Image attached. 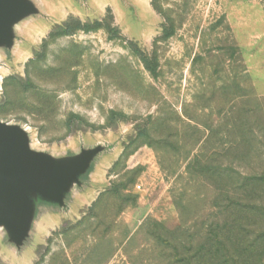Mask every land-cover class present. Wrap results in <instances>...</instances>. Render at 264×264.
<instances>
[{"label": "rangeland", "instance_id": "374dc122", "mask_svg": "<svg viewBox=\"0 0 264 264\" xmlns=\"http://www.w3.org/2000/svg\"><path fill=\"white\" fill-rule=\"evenodd\" d=\"M37 3L0 50V121L109 150L0 264H264V0Z\"/></svg>", "mask_w": 264, "mask_h": 264}, {"label": "water", "instance_id": "95a60500", "mask_svg": "<svg viewBox=\"0 0 264 264\" xmlns=\"http://www.w3.org/2000/svg\"><path fill=\"white\" fill-rule=\"evenodd\" d=\"M37 0H0V50H12L26 23L43 16ZM108 147L56 156L34 150L27 129L0 121V237L19 254L43 212L68 213Z\"/></svg>", "mask_w": 264, "mask_h": 264}, {"label": "built area", "instance_id": "2783aa9c", "mask_svg": "<svg viewBox=\"0 0 264 264\" xmlns=\"http://www.w3.org/2000/svg\"><path fill=\"white\" fill-rule=\"evenodd\" d=\"M140 186H137V189H139Z\"/></svg>", "mask_w": 264, "mask_h": 264}, {"label": "trees", "instance_id": "16d2710c", "mask_svg": "<svg viewBox=\"0 0 264 264\" xmlns=\"http://www.w3.org/2000/svg\"><path fill=\"white\" fill-rule=\"evenodd\" d=\"M57 27H60V26H57Z\"/></svg>", "mask_w": 264, "mask_h": 264}]
</instances>
